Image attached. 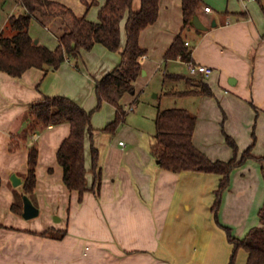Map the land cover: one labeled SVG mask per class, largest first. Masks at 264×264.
Listing matches in <instances>:
<instances>
[{
    "label": "crops",
    "instance_id": "obj_1",
    "mask_svg": "<svg viewBox=\"0 0 264 264\" xmlns=\"http://www.w3.org/2000/svg\"><path fill=\"white\" fill-rule=\"evenodd\" d=\"M52 1L61 2L97 22L99 11L108 0H97L91 7L86 3L93 4L94 0ZM141 6L142 0H134L136 11ZM206 7H211L212 12H206ZM24 12L25 7L18 0L0 27V36H13L10 20ZM198 17L206 30L194 25L184 29L183 0H160L157 22L140 36V44L147 50L141 60L146 74L141 78L154 76L165 67L164 80H181L167 79L166 75H179L168 69L173 63L183 61L166 60L165 55L182 34L193 49L194 62L214 69L205 82L215 97L202 96L203 109L197 115L193 138L195 145L213 161L231 160L234 154L226 143L221 126L224 124L241 153L252 145L255 133L257 142L253 153L263 157L264 13L256 0H203ZM34 22L49 29L34 18L30 34L36 39ZM125 24L122 25V49L126 45ZM49 31L43 36H51L57 47L59 39ZM42 38L41 35L39 42ZM99 46L107 49L103 45L95 47ZM91 51H83L80 68L71 60L56 71L32 68L19 78L0 71V264H229L233 245L212 212L220 175L164 170L145 147L124 143L116 136L110 145L100 148L97 142L103 130L94 127L102 183L98 192L89 191L81 198L65 185L64 170L57 156L70 134V124L38 128L23 138L32 125L30 107L44 96H66L90 111V98L96 95L97 80L119 64L114 68L102 66L96 75L90 74L84 53ZM190 78L199 80V77ZM138 80L135 92L125 94L121 100L128 110L126 121L136 108L133 104ZM166 91L161 95H166ZM113 108L111 122L116 117V108ZM122 131L129 141L135 142L138 138L136 130L123 128ZM15 139L22 146L12 151ZM34 144L39 148L37 186L33 194L27 195L24 183L29 170V150ZM87 144L90 170L91 148ZM14 174L22 179L17 187L11 181ZM89 181L93 184L92 174ZM24 197L40 211L34 220H27L23 213L13 210V204H18L24 212ZM263 205L262 165L251 159L232 173L220 210V222L231 228L235 237L244 239L252 228L260 225L259 211ZM247 260L248 253L241 250L237 264H247Z\"/></svg>",
    "mask_w": 264,
    "mask_h": 264
},
{
    "label": "trees",
    "instance_id": "obj_2",
    "mask_svg": "<svg viewBox=\"0 0 264 264\" xmlns=\"http://www.w3.org/2000/svg\"><path fill=\"white\" fill-rule=\"evenodd\" d=\"M25 12L13 16L10 20L14 35L0 36V71L13 77H22L32 68L45 72L56 71L68 61H75L80 68L83 51H91L96 45H103L111 52H120L121 62L109 73L97 80L95 92L98 100L96 110L87 111L77 102L66 96H44L35 102L29 111L32 125L23 134L29 137L38 128L62 123L70 124V134L58 150V161L64 170V183L72 192L82 196L87 192H98L102 183L100 151L95 146L96 129L93 126V115L104 103L116 108V117L103 130L109 133L116 131L126 122L128 110L121 104L125 94L135 92V84L143 75L142 58L147 50L140 44L141 33L159 18L160 0H142L141 9H134V0H108L99 11V19L93 22L84 14L80 15L69 6L52 0H20ZM264 13V0H256ZM86 3L88 7L96 5ZM203 0H183L184 29L193 25L198 16ZM38 19L45 27L55 33L59 45L51 49L43 43L35 42L30 34L32 20ZM125 24L126 45L122 49V25ZM166 60L180 59L183 62L194 61L193 49L186 44L179 34L165 55ZM167 79H185L187 88L183 91L167 89L166 95L215 97L212 88L204 77L199 80L185 78L180 75H166ZM196 83V84H195ZM256 109V108H255ZM257 113L258 110H256ZM224 119L226 114L224 113ZM197 115L187 109L170 108L160 110L156 118V137L151 145V153L164 170L175 173L197 172L217 174L221 176L215 192L216 199L212 212L217 225L227 234L233 252L229 264H237L241 250L248 253L247 264H264V205L259 211L260 225L252 228L244 239L233 235L231 228L220 222V210L223 198L231 185L233 171L248 160H256L262 165L264 176V156L257 157L253 151L257 137L253 133L254 142L241 153L237 141L223 133L227 145L233 150V158L229 161H213L194 143ZM90 143L92 165L87 166V143ZM22 144L19 139L13 140L12 151H17ZM39 148L34 144L29 150V170L24 183V193L33 194L37 186V166ZM89 174L93 175L90 184ZM2 178L0 176V189ZM13 210L19 214L23 208L13 204Z\"/></svg>",
    "mask_w": 264,
    "mask_h": 264
},
{
    "label": "rangeland",
    "instance_id": "obj_3",
    "mask_svg": "<svg viewBox=\"0 0 264 264\" xmlns=\"http://www.w3.org/2000/svg\"><path fill=\"white\" fill-rule=\"evenodd\" d=\"M17 2L18 0H0V27L3 26L4 21L12 13L13 6H15ZM257 4L259 3L257 2ZM48 31L34 22L33 35L37 37L36 39L40 40L39 37H41L42 35V37L44 38H42L41 42L45 45H48L50 48L55 49L56 44L54 39H52L51 36L46 37L50 32ZM43 34H46V36H43ZM189 37L194 41L193 36ZM84 58L87 62L89 73L96 75V73L99 72L102 66L114 68L117 63H120L121 54L119 52H111L104 47L99 46L95 47L91 52H85ZM168 70L170 73H176L189 78L191 77L188 66L185 62L173 63L171 68H169ZM165 71L166 68L163 67V69L154 76L150 75L149 77H140L137 84L138 92L134 98L135 103L133 104V106L136 108L131 111L126 124H123L116 131V133L108 134L107 132L103 131V134L100 136L97 142L100 148H103L108 144L110 145L115 139L114 137L116 136V138H118L120 141H123L124 143L126 142L128 144H137L145 147L147 152L152 155L151 145L153 144L156 137V118L160 110L170 108H183L189 110L195 115H199L201 113V109H203L202 96L192 95L183 97H170L161 95V93L166 89L184 90L187 87L183 79L177 81L164 80ZM156 94H159L160 96L156 97ZM219 101L221 102V100ZM97 107L98 100L96 95H93L90 98L89 110H96ZM113 107L114 106L109 103H104L100 109H97V111H95L93 117V125L96 129L104 130L113 120ZM210 111L211 109L208 110V114H210ZM123 128H131V130L137 131L138 138H135V142L129 141L128 137L123 135Z\"/></svg>",
    "mask_w": 264,
    "mask_h": 264
},
{
    "label": "water",
    "instance_id": "obj_4",
    "mask_svg": "<svg viewBox=\"0 0 264 264\" xmlns=\"http://www.w3.org/2000/svg\"><path fill=\"white\" fill-rule=\"evenodd\" d=\"M193 25L200 30H206V26L202 23V21L200 20V18L198 16H196L193 20ZM215 25V23H214ZM36 43H39V40H35ZM146 72L143 71V75H145ZM11 181L13 183V185L15 187L19 186L22 184V179L20 177H18L16 174H14L11 178ZM39 209L33 205V203L31 202V200L28 197H24V212H23V216L24 218H26L27 220L36 218L39 216Z\"/></svg>",
    "mask_w": 264,
    "mask_h": 264
},
{
    "label": "built area",
    "instance_id": "obj_5",
    "mask_svg": "<svg viewBox=\"0 0 264 264\" xmlns=\"http://www.w3.org/2000/svg\"><path fill=\"white\" fill-rule=\"evenodd\" d=\"M205 11L210 13V12H212V8L206 7ZM186 44L188 46L190 45L189 42H186ZM185 63L187 64L189 72H190L192 77L207 78V77L211 76L214 72V69L212 67L204 65V64L196 63L194 61H189V62H185ZM121 144L123 145L124 143L121 142Z\"/></svg>",
    "mask_w": 264,
    "mask_h": 264
}]
</instances>
